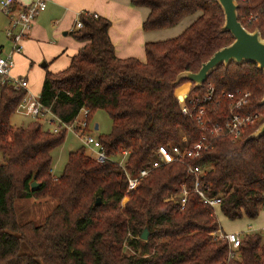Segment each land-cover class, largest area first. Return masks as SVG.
<instances>
[{"label": "trees", "instance_id": "1", "mask_svg": "<svg viewBox=\"0 0 264 264\" xmlns=\"http://www.w3.org/2000/svg\"><path fill=\"white\" fill-rule=\"evenodd\" d=\"M238 2L240 22L264 37V0ZM132 4L150 9L145 31L173 28L197 17L179 36L146 43L142 61L118 57L111 22L83 14L84 27L72 36L84 46L68 68L47 71L40 100L66 124L84 108L91 112L90 121L105 111L113 127L99 139L111 158L128 151L126 166L136 175L151 165L161 145L179 143L182 132L192 143L201 138L195 119L183 114L177 97V90L190 81L176 80L184 71L198 72L234 37L222 31L225 13L217 0ZM252 13L258 15L256 21L249 20ZM209 82L216 94L207 107L217 121L228 112L224 94L236 90L250 92L249 110L264 115V71L257 64H221ZM205 88L193 85L190 95ZM26 94L0 89V264H264L262 233L245 234L239 256L229 260L228 242L213 235L221 229L214 209L194 191L195 178L180 163L158 168L131 185L116 163L98 162L83 145L70 153L63 174L55 177L52 153L65 142L67 131L52 133L39 120L14 127L12 117ZM256 129L239 142L216 139L198 161L205 169L208 194L223 198L218 213L232 221L257 220L264 210V137L247 140ZM33 182L39 184L35 190ZM183 186L190 192L181 209L166 199ZM44 197L56 203L46 219L21 224L17 200ZM146 229L149 238L143 240Z\"/></svg>", "mask_w": 264, "mask_h": 264}, {"label": "built area", "instance_id": "2", "mask_svg": "<svg viewBox=\"0 0 264 264\" xmlns=\"http://www.w3.org/2000/svg\"><path fill=\"white\" fill-rule=\"evenodd\" d=\"M49 0H33L26 6L17 7L16 0H0V12L9 19L7 26V37L11 41V49L9 52L0 54V89L4 87H12L15 90H25L26 96L17 108L20 114L39 120L44 125L50 126L48 130L52 133H59L66 130L77 134L83 145L91 151L90 154L100 163L112 161L116 163L131 185L138 184L143 178L147 177L152 171L161 168L167 164L177 162L184 165L188 173L195 178L194 191L201 197L205 204L214 209V214L218 217L217 208L222 204L223 198L220 196L211 197L208 194L209 187L203 182L205 178V169L198 161L203 158L205 152L215 147V140L219 138H229L233 142L241 141L246 133L254 128L259 127L264 115L260 112H252L249 110L251 104V93L236 90L227 92L224 97L229 102L228 112L220 121L211 117V111L207 105L215 99L216 88L212 82L206 84L205 91L202 94L191 96V88L193 83L188 82L191 88L185 94L183 100L178 99L184 115L194 118L198 128L202 132L201 138L195 143L191 142L190 136L182 132L180 141L177 144L161 145L157 151V157L152 161L151 165L134 175L127 168L128 151H123L119 158H111L107 155L103 144L99 137L92 134L90 130L89 117L91 112L88 108L81 110L77 118L69 124H66L55 115L50 109L46 108L41 100V95H36L30 90V82L25 76H14L13 71L16 67V56L24 51V42L32 33L38 16L47 10ZM85 14L99 18L96 13L85 12L78 16L75 21L72 32L78 31L84 27L81 16ZM258 15L252 13L249 20L256 21ZM203 85V86H204ZM189 189L183 186L182 191L172 194L166 199L168 202L179 204L184 209L188 202ZM250 233H262L264 229H251L248 233H226L218 230L213 235L221 240H226L229 244V260L239 256V249L243 244V236Z\"/></svg>", "mask_w": 264, "mask_h": 264}, {"label": "crops", "instance_id": "3", "mask_svg": "<svg viewBox=\"0 0 264 264\" xmlns=\"http://www.w3.org/2000/svg\"><path fill=\"white\" fill-rule=\"evenodd\" d=\"M32 1L16 0V6H26ZM85 12L96 13L111 22L109 34L116 47L118 57L123 59L137 57L144 61L146 59V43L164 41L171 38L166 34L167 29L170 28L145 31L143 23L147 20L150 9L148 7H135L132 4V0H49L47 10L38 16L30 37L24 42L23 53L15 58L14 76H24V74L28 73V65L31 62L45 61L46 63H43L45 68L54 65V69L50 71L53 73H58L68 68L73 56L84 46L83 43L72 36V29L78 16ZM1 15L6 21L4 29L6 33L9 19L3 13ZM7 40L9 42L8 47L0 46L3 54L9 52L12 47L8 37ZM46 74L47 72L40 71L36 73V80L40 81L41 85L36 83V80H31L27 77L30 82V90L34 94L41 95ZM97 126L99 127V125H96V128ZM263 214L264 212L261 213V216ZM248 226L251 228L237 233L244 234L251 229H264V227L256 229V225L251 223ZM222 230L225 232L223 228Z\"/></svg>", "mask_w": 264, "mask_h": 264}, {"label": "rangeland", "instance_id": "4", "mask_svg": "<svg viewBox=\"0 0 264 264\" xmlns=\"http://www.w3.org/2000/svg\"><path fill=\"white\" fill-rule=\"evenodd\" d=\"M197 16H190L186 18L182 23L177 25L174 28L167 29V35L171 38L177 37L178 35L182 34L183 31L187 29L195 21ZM195 18V19H194ZM189 20V21H188ZM193 22H192V21ZM6 21L3 15L0 16V46L4 45V47H8L9 42L6 37L5 33ZM169 38V39H171ZM43 62H31L29 63V71L28 73L24 74V76L29 77L31 80H36V73L37 71L46 73L47 71H52L54 65H51L49 68H45L43 66ZM36 83H40V81L36 80ZM182 86H187L188 90L191 88V85L187 82ZM180 88H185V87ZM185 93L180 98L185 97ZM12 125L14 127H21L27 126L31 122L35 121V119L31 117H26L19 112H16L12 117ZM44 125V124H43ZM96 125H99V129L96 130ZM47 124L44 125L45 130L49 128ZM113 121L110 116L105 111H98L93 116L92 120L90 121V130L92 131L93 135L97 137L108 135L112 131ZM83 146L81 138L72 131H69L66 135L65 142L55 149L52 153L53 155V168L52 172L55 177H59L63 174L66 164L68 163L69 155L73 151H77L79 148ZM88 154H92L89 149H87ZM0 161H3L0 155ZM56 203L50 200L49 198H41V199H21L17 200L16 202V210H17V217L18 221L22 223H26L29 221H33L36 223H42L46 217L51 213L54 209ZM264 212V210H263ZM264 214L260 216L257 220H250L247 218L232 221L227 219L225 216L219 214V222L221 227L227 233H235V232H242L251 227L248 226L249 223L252 225H256V229L259 227H264ZM263 229V228H261ZM259 230V229H258Z\"/></svg>", "mask_w": 264, "mask_h": 264}, {"label": "water", "instance_id": "5", "mask_svg": "<svg viewBox=\"0 0 264 264\" xmlns=\"http://www.w3.org/2000/svg\"><path fill=\"white\" fill-rule=\"evenodd\" d=\"M225 13V24L222 28L223 32H229L233 35L234 41L214 53V55L205 62L198 72L184 71L177 77L176 83H180L182 79H187L193 83L195 88H202L204 83L224 64L229 66L232 62L238 65L244 63H255L258 68L264 71V37L259 29L254 31L248 30L239 20V2L238 0H217ZM46 66V64H45ZM180 100L182 98L179 97ZM264 105V97L261 101ZM98 126L96 130H98ZM264 137V122L248 137L247 140H257ZM39 187L37 182L32 183V189ZM101 203L98 198L97 204ZM141 238L148 240L149 231L146 229Z\"/></svg>", "mask_w": 264, "mask_h": 264}, {"label": "bare ground", "instance_id": "6", "mask_svg": "<svg viewBox=\"0 0 264 264\" xmlns=\"http://www.w3.org/2000/svg\"><path fill=\"white\" fill-rule=\"evenodd\" d=\"M185 91H186V88H181V89H179L178 90V95L179 96H182L184 93H185ZM184 99V97L182 98V100Z\"/></svg>", "mask_w": 264, "mask_h": 264}]
</instances>
